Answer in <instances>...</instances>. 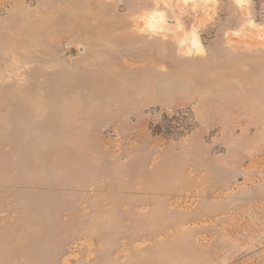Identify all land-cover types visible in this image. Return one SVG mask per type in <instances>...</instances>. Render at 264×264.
Instances as JSON below:
<instances>
[{
  "label": "rangeland",
  "instance_id": "obj_1",
  "mask_svg": "<svg viewBox=\"0 0 264 264\" xmlns=\"http://www.w3.org/2000/svg\"><path fill=\"white\" fill-rule=\"evenodd\" d=\"M167 2L0 0V264H264V0Z\"/></svg>",
  "mask_w": 264,
  "mask_h": 264
},
{
  "label": "clouds",
  "instance_id": "obj_2",
  "mask_svg": "<svg viewBox=\"0 0 264 264\" xmlns=\"http://www.w3.org/2000/svg\"><path fill=\"white\" fill-rule=\"evenodd\" d=\"M187 2V0H185ZM160 3H164L165 7H171L170 3L167 2V0H160ZM157 8H159V3H157ZM139 19L143 20L145 22V27L141 29V31L148 29L151 31H162L160 28V25H162L165 21V14L163 11H159L154 9L152 12L147 14V16H141ZM179 22L177 21V28H179ZM181 45L185 43L184 39H181L179 41ZM191 47L193 49L198 48V41L195 38V35L193 34V38L191 40Z\"/></svg>",
  "mask_w": 264,
  "mask_h": 264
},
{
  "label": "bare ground",
  "instance_id": "obj_3",
  "mask_svg": "<svg viewBox=\"0 0 264 264\" xmlns=\"http://www.w3.org/2000/svg\"><path fill=\"white\" fill-rule=\"evenodd\" d=\"M190 42V41H189ZM191 43V42H190ZM189 45V44H188Z\"/></svg>",
  "mask_w": 264,
  "mask_h": 264
}]
</instances>
